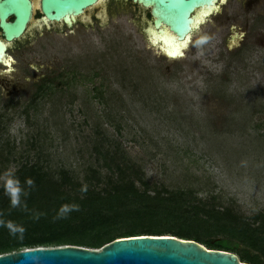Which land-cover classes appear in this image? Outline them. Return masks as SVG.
I'll return each mask as SVG.
<instances>
[{"label": "rangeland", "instance_id": "374dc122", "mask_svg": "<svg viewBox=\"0 0 264 264\" xmlns=\"http://www.w3.org/2000/svg\"><path fill=\"white\" fill-rule=\"evenodd\" d=\"M114 21L8 52L0 173L39 160L81 179L102 141L118 144L153 183L249 218L263 211L264 0H225L173 60ZM201 34L212 39L198 49ZM47 79L50 90L36 97Z\"/></svg>", "mask_w": 264, "mask_h": 264}, {"label": "trees", "instance_id": "16d2710c", "mask_svg": "<svg viewBox=\"0 0 264 264\" xmlns=\"http://www.w3.org/2000/svg\"><path fill=\"white\" fill-rule=\"evenodd\" d=\"M51 82L42 80L35 96L46 94ZM4 117L0 113V131L6 126ZM94 148L96 164L89 165L81 179L68 168L53 170L39 160L16 169L22 184L31 178L34 187L23 198L27 211L11 208L0 188L2 218L25 229L12 236L0 227V254L67 244L97 249L122 236L172 234L235 252L248 263L264 264V210L246 217L232 204H216L209 197L198 198L194 190L151 182L143 165L118 144L100 141ZM84 187L86 192L81 191ZM64 204L78 205L79 210L56 218Z\"/></svg>", "mask_w": 264, "mask_h": 264}, {"label": "water", "instance_id": "95a60500", "mask_svg": "<svg viewBox=\"0 0 264 264\" xmlns=\"http://www.w3.org/2000/svg\"><path fill=\"white\" fill-rule=\"evenodd\" d=\"M98 0H42L46 16L54 21L65 20L71 24L76 15ZM150 9L153 19L147 31L149 43L156 50L164 37L178 42L189 40L198 27L197 11L218 9L219 0H134ZM13 21H7L9 15ZM1 25L8 41L25 34L32 17L30 0H3L0 3ZM207 21V19H206ZM170 59H176L174 47H165ZM8 46L0 39V63L5 64ZM180 56L184 53L180 52ZM11 59V57H10ZM0 264H252L242 261L235 252L214 249L194 239L172 234H138L122 236L101 248L79 245L38 246L0 254Z\"/></svg>", "mask_w": 264, "mask_h": 264}, {"label": "flooded vegetation", "instance_id": "af4514ba", "mask_svg": "<svg viewBox=\"0 0 264 264\" xmlns=\"http://www.w3.org/2000/svg\"><path fill=\"white\" fill-rule=\"evenodd\" d=\"M2 1L0 0V3ZM30 2L32 17L23 36L8 41L4 35L0 17V39L8 46L7 52L11 49H33L36 43H39V36L41 35H45L44 39L46 42H50L53 31L67 34V32L76 33V30L80 28L96 30L108 26L111 21L120 19H124L130 25H133L137 28V31L141 32L150 41L147 29L149 27L148 22L153 19V15L150 9L144 8V6L134 0H98L93 6L85 9L84 16H74L71 24L63 19L61 21L49 19L44 12L42 0H30ZM222 3V0L218 2L216 12ZM14 19L15 16L12 14L7 17V21H13Z\"/></svg>", "mask_w": 264, "mask_h": 264}, {"label": "clouds", "instance_id": "9594fccd", "mask_svg": "<svg viewBox=\"0 0 264 264\" xmlns=\"http://www.w3.org/2000/svg\"><path fill=\"white\" fill-rule=\"evenodd\" d=\"M212 37L208 34H201L194 41V46L198 49L210 43ZM34 187V181L31 178H27L22 184L19 177L16 175V170L9 166L2 173H0V188L3 189L4 195L9 198L10 207L23 208L27 211V204L23 201V198L30 194V190ZM82 192H86L87 188L81 189ZM79 210L78 205L75 204H64L60 207L56 218H66L67 214L71 211ZM4 213L0 212V227H6L12 236L17 234H23L25 229L22 225H18L11 220L3 219ZM38 218V217H37Z\"/></svg>", "mask_w": 264, "mask_h": 264}, {"label": "bare ground", "instance_id": "6f19581e", "mask_svg": "<svg viewBox=\"0 0 264 264\" xmlns=\"http://www.w3.org/2000/svg\"><path fill=\"white\" fill-rule=\"evenodd\" d=\"M222 1L225 2V0H222ZM218 2H220V0ZM215 12H216V9H214L212 12H208L205 8L198 10L197 14H196V17L199 20L197 22L198 27H196L195 31H193L190 34L188 41L176 43L177 40L174 38L175 36H173V37H166L165 36L164 39H165L166 42H168V44H166V43L161 41V42L158 43L159 47L157 49H159V51H161V52H165L166 53V51H165V49H166L165 47L166 46L170 47V48L174 47L173 49L171 48V51L175 50V55H176L175 58L181 57L179 55L180 52L185 53V49H187L189 47L190 42H191V40L193 38V35H195L196 31H198V29L202 26V24L206 22V19L208 17H210L212 14H214ZM5 63H7L9 66L11 65V59H10V55L9 54L7 55V58L5 59Z\"/></svg>", "mask_w": 264, "mask_h": 264}]
</instances>
